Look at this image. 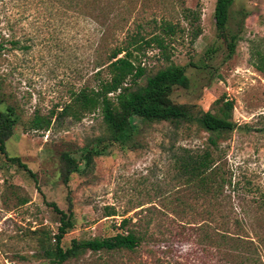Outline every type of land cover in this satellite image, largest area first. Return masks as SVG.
I'll return each mask as SVG.
<instances>
[{
    "label": "rangeland",
    "instance_id": "374dc122",
    "mask_svg": "<svg viewBox=\"0 0 264 264\" xmlns=\"http://www.w3.org/2000/svg\"><path fill=\"white\" fill-rule=\"evenodd\" d=\"M214 1H83L75 7L80 14L71 15L55 12L46 0H0V110L10 106L18 115L4 150L26 167L0 153V264H52L58 215L50 202L72 212L62 247L71 239L111 236L124 217V227L140 236L132 250H85L62 264H264V70L250 64V51L264 53V0H232L226 23V33L235 35L231 53L215 32ZM184 7L199 15L193 40ZM160 18L185 26L168 39L170 61L184 66L189 78L187 88H173L172 101L213 113L231 101L235 127L209 148L225 180L220 194L214 198L212 190L186 182L179 164L182 154L206 148L207 132L193 123L136 117L130 120L137 126L134 147L112 144L64 184L61 153L77 159L76 150L103 132L99 113L78 120L52 115L48 129L37 131L27 127L29 119L55 113L72 91L92 83L104 48L123 43L138 25L145 32L159 27ZM141 64L148 73L166 62L149 47ZM213 213L221 216L213 221ZM234 218L253 247L218 237L233 232ZM242 257L250 260L240 263Z\"/></svg>",
    "mask_w": 264,
    "mask_h": 264
},
{
    "label": "trees",
    "instance_id": "16d2710c",
    "mask_svg": "<svg viewBox=\"0 0 264 264\" xmlns=\"http://www.w3.org/2000/svg\"><path fill=\"white\" fill-rule=\"evenodd\" d=\"M96 2L97 0H46L53 6L55 12H69L72 15L80 14L75 8L79 2ZM232 0H215L213 6L214 28L217 36L226 39L228 53H231L235 44V35L226 33L229 7ZM102 10V9H101ZM183 18L187 21L186 34L193 40L197 34V27H192L198 20V13L190 8H182ZM155 19V18H154ZM178 21L172 22L166 18H160L159 27L154 25L145 32L138 25L123 43L110 45L103 50L101 60L95 62L94 71L89 81L79 89L70 93L69 99L63 105L49 115L34 113L28 121L27 127L31 130H47L50 118L70 117L73 120L80 119L85 114L97 111L101 118L103 132L94 137L90 142L78 148V158L75 159L68 153H61V179L65 184L70 172H80L81 165L88 166L92 156L102 153V150L112 144L135 146L133 136L137 133V126L131 124V118L136 117L139 122L166 121L173 125L181 123H193L207 132L206 148L200 153H184L179 158L182 174L186 182H194L197 190L208 192L212 190L214 198L220 194L224 177L212 155V150L217 146V138L221 134L232 130L235 123L230 119L231 101L224 100L215 113L210 110H194L192 105L176 103L171 99L174 87L187 88L189 78L185 74L184 66L170 61V41L168 39L184 31ZM153 48L165 65L146 73V67L141 64L146 48ZM1 48V45H0ZM254 59L251 65L258 71L264 70V53L254 49L250 51ZM18 115L10 106L0 110V153L6 160L26 169L25 165L16 156H7L4 150V140L10 135L12 126L17 122ZM198 191V192H199ZM259 202L264 207V193L259 194ZM52 210L57 213L58 225L53 234V251L49 255L52 264H62L68 258L75 257L79 253L90 250H116L134 249L139 243L140 236L125 224L128 218H121L118 227L121 231L111 236L102 238H90L84 240L71 239L67 247H62L60 239L66 231L72 227V212L57 208L50 202ZM109 213L108 215H112ZM212 220H217L220 213H213ZM210 217L211 214L208 213ZM232 221L236 224L233 232L223 231L219 238H228L232 246L246 244L254 246L250 239L240 233L239 219ZM124 228V229H123ZM215 230H220L216 229ZM236 257H240V249H237ZM248 257H242L240 263Z\"/></svg>",
    "mask_w": 264,
    "mask_h": 264
}]
</instances>
